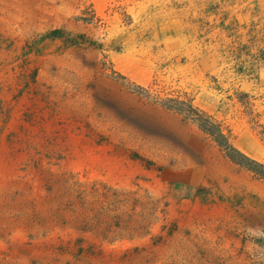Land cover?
<instances>
[{
	"label": "rangeland",
	"instance_id": "obj_1",
	"mask_svg": "<svg viewBox=\"0 0 264 264\" xmlns=\"http://www.w3.org/2000/svg\"><path fill=\"white\" fill-rule=\"evenodd\" d=\"M200 114L264 167V0H0V264H264Z\"/></svg>",
	"mask_w": 264,
	"mask_h": 264
},
{
	"label": "trees",
	"instance_id": "obj_2",
	"mask_svg": "<svg viewBox=\"0 0 264 264\" xmlns=\"http://www.w3.org/2000/svg\"><path fill=\"white\" fill-rule=\"evenodd\" d=\"M64 32L59 30H54L49 33L46 38L48 39H56V38H63ZM80 39H83L82 36H79ZM73 45L79 44V42H73ZM198 118L195 119L199 129L204 132L206 135L212 138L213 142L223 151L225 156L234 161V157H240L246 161H248L251 165H258L264 169L263 166L257 164L255 161L249 160L239 151H237L232 144L229 143L228 139L223 134L220 126L216 123L211 121L209 118L205 117L204 115L200 114L197 116Z\"/></svg>",
	"mask_w": 264,
	"mask_h": 264
}]
</instances>
